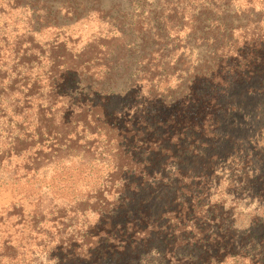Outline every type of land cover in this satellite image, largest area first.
<instances>
[{
	"label": "rangeland",
	"instance_id": "obj_1",
	"mask_svg": "<svg viewBox=\"0 0 264 264\" xmlns=\"http://www.w3.org/2000/svg\"><path fill=\"white\" fill-rule=\"evenodd\" d=\"M30 3L42 9L47 20L45 25L50 22L55 27H44L38 35L41 43L46 45V50L50 44L57 45L60 41L66 44L73 55L84 49H95L93 58L98 57L100 60L103 58L100 54L107 50L104 46L111 45L113 39L128 42L125 48L119 50V59L110 73L111 79H99L102 75L70 74L61 83L63 94L72 98L70 100L82 95L85 97L82 102L103 103L109 112L120 111L127 106L130 102V87L145 72L146 61L141 58V47H138L140 37H152L150 49L159 51L165 47V42H160L151 29L160 22H166L171 27V32H167L165 37L168 40L166 44L170 45L159 53L168 64L170 74L168 79L155 83L154 87L159 93L158 100L163 102L166 99L167 104H173L174 99L181 95L180 104L188 102L192 106L193 101L197 103L196 99L207 94L204 88L213 86L205 82L206 79L211 80L209 75L204 78L205 70H197L194 74L199 61L208 59L209 49L202 37L209 27L213 25L215 28L212 32L215 33L221 22L229 24L235 31V42L240 45L239 48L245 38L256 40L264 37V0H0V27L9 25L7 32H11L8 34L4 31L0 36L6 34L10 39L24 33L31 14L25 5ZM150 19L152 24L147 28L146 22H150ZM192 25L199 35L190 33ZM143 27L147 30H141ZM181 28L183 30L180 32ZM2 56L0 70H6V67H10L5 65L9 62V53L4 51ZM154 58L157 66L161 58ZM98 63V60L93 61L92 70L98 69ZM260 66V70H253L254 74L249 80H245L247 77L231 79L226 85L223 94L219 95L211 133L207 134L212 136L206 139L204 145L196 147V153L189 142L182 141L181 147L173 145L171 149L174 157H164L156 163L161 178L153 176L154 172L150 170V177L146 181L138 178L132 181L134 187L129 188L128 185L121 194L123 205L111 216L101 219L102 226L110 225L104 228L108 234L113 232V240L128 242L132 227L126 226L134 221L142 222L145 228L132 235L146 228L147 235H152L157 228L156 221L160 220L157 218L168 210H174L184 199L178 172L191 175L211 168L210 174L213 173L215 177L211 186H204V189L210 191L208 196L212 203L218 200L220 192H225L224 195L228 197V209L224 210L230 213L227 215L229 220L225 223V231L233 226L234 229L230 231L236 232L240 241L247 234L258 236L255 242L264 237V218H256L255 222L251 219L254 216L247 218L249 212L241 211L242 208L248 210V205L256 199L255 194L239 189L237 193H232L233 190H227L228 184L225 185V181L232 178L231 174L236 175L235 179L238 178L239 170L234 169L235 164L247 157H250L253 165L248 167L244 161L242 167L246 168L250 178H262L264 184V62ZM8 75L11 77L6 80H15L11 72ZM16 80L21 78L17 77ZM20 84H23L22 80ZM193 91L194 94L191 93ZM191 94L198 97L190 98ZM157 104L159 112L152 110L156 112V119L168 118L171 108L164 112L160 109L163 105ZM0 122L5 120L1 119ZM8 130L7 124L0 125V255L18 257L24 264L42 263L60 238L61 223L81 226L84 221H88L89 225L96 224L99 215L89 210L83 211L87 208L83 206L85 200L99 197L97 191L106 189V199L113 202L118 196L115 195L117 187L110 185L106 167L94 166L87 170L75 161L58 166L53 163L38 174L28 172L30 167L26 156H16L6 149L5 136ZM105 181L109 183L105 184ZM108 190L112 191L111 194H107ZM233 198H242L238 211L234 210L233 203L236 200ZM238 212L241 213L240 220L244 221L239 220ZM150 239L146 244L139 243L137 246L140 251L126 258L122 250L113 255L103 245L97 256L91 257L89 262L72 260L63 264H147L150 252L154 253V249L158 252L164 250L158 248L159 240ZM105 241L106 237L103 243ZM190 251L191 248H184L179 254L186 255ZM8 257L3 256V262H7Z\"/></svg>",
	"mask_w": 264,
	"mask_h": 264
},
{
	"label": "trees",
	"instance_id": "obj_2",
	"mask_svg": "<svg viewBox=\"0 0 264 264\" xmlns=\"http://www.w3.org/2000/svg\"><path fill=\"white\" fill-rule=\"evenodd\" d=\"M25 6L31 14L24 33L10 39L6 34L0 36V64L3 52L6 51L9 53V62L5 65L10 66L6 70H0V116L3 115L0 120H5L0 125L7 124L9 129L5 136L6 149L16 156L25 155L30 167L28 172L33 171L35 174L51 167L53 163L58 166L75 161L87 170L94 166L106 167L110 185H116L115 195H118L111 202L106 199V189H103L97 191L99 197L91 201L85 200L83 206L87 208L83 211L89 210L99 215L97 223L89 225L88 221H84L78 226L62 222L60 238L47 253L46 263L31 264H63L72 260L89 262L91 257L97 256L103 245L113 255L122 250L126 258L140 251L137 245L141 242L148 243L149 238L159 240L158 248L164 250L158 252L154 249V253L150 252L147 264H264V237L255 242L258 236L247 234L240 241L239 235L230 231L234 229L233 226L225 231V223L229 220L227 215L230 213L225 211L228 209V197L224 195L225 192H220L218 200L212 203L208 196L210 191L204 189V186H211L215 177L213 173L210 174L212 168L191 175L178 172L181 196L184 199L174 210H168L157 218L161 221H156L157 228L152 235H147V228L132 235L145 228L142 222L134 221L126 226L132 227L128 242L113 240V232L108 234L104 228L110 225H101L102 218L111 216L123 205L121 194L128 185L129 188L134 187V179L146 181L150 177V170L154 172L153 176L161 178V171H157L156 163L164 157H174L171 146L181 147L180 143L186 141L196 153V147L206 143V139L212 136L207 134L211 133L219 95L223 94L226 85L231 79L247 77L245 80H249L254 74L253 70L261 69L260 64L264 62V37L256 40L245 38L239 48L240 45L235 42V31L229 24L221 22L215 33L212 32L215 27H209L202 37L209 49L208 59L199 61L194 74L197 70H205L204 78L208 75L211 78L205 82H210L213 86L204 88L207 94L196 99L197 103L193 101L192 106L188 102L181 105V95L174 99L173 104H167L166 99L163 102L158 100L159 93L154 87L155 83L168 79L170 74L168 64L159 53L170 45L166 44L168 40L165 37L167 32H171V27L166 22H160L151 29L160 42H165V47L163 50L161 48L162 51H155L150 49L151 36L140 37L138 47H141V58L146 61L145 72L130 87V102L127 106L120 111L109 112L103 103L82 102L85 98L82 95L70 100L72 98L63 94L61 83L70 74L102 75L99 79H111L110 73L119 59V50L125 48L128 42L113 39L111 45L104 46L107 50L100 54L103 57L100 60L98 57L93 58L95 49H84L85 51L73 55L66 44L60 41L57 45L50 44L46 50V45L41 43L38 35L44 27H55L50 22L48 25L44 24L47 20L38 5L30 3ZM146 24L150 28L151 19ZM8 27L9 25L0 27V33L7 32ZM141 30L147 29L143 27ZM182 30L183 28L180 32ZM190 33L199 35L194 25ZM154 57L161 58L157 66L154 64ZM94 60L99 62L97 70H92ZM9 72L14 75L15 80H6L11 77ZM17 77L21 78L22 85L21 80H16ZM191 93L194 94V91ZM194 97L198 96L191 94L190 98ZM157 103L163 105L160 109L164 112L171 108L168 118L156 119L155 113L159 112ZM152 110L156 112L153 113ZM189 133L191 135L187 136ZM244 161L248 167L253 165L250 157L239 160L234 168L239 170L238 178L235 179L236 175L231 174L232 178L227 179L225 185L228 184L227 190H233L232 193H237L239 189L255 194L256 199L248 205V210L242 208L241 211L249 212L247 218L254 216L251 219L257 222L256 218H264V184L262 178L253 179L248 176L246 168L242 167ZM111 192L108 190L107 194ZM233 200H236L233 203L234 210L238 211L242 198ZM238 217L239 220L242 218L240 212ZM105 237L106 241L103 243ZM248 242L250 243L247 244ZM184 248H191L192 251L186 255L179 254ZM3 256L0 255V264H24L18 257H8L9 260L3 262Z\"/></svg>",
	"mask_w": 264,
	"mask_h": 264
}]
</instances>
